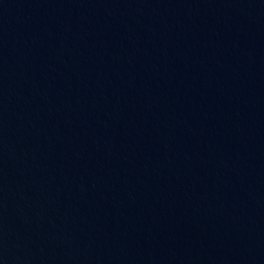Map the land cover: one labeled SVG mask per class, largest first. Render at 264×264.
Wrapping results in <instances>:
<instances>
[{
    "label": "water",
    "instance_id": "water-1",
    "mask_svg": "<svg viewBox=\"0 0 264 264\" xmlns=\"http://www.w3.org/2000/svg\"><path fill=\"white\" fill-rule=\"evenodd\" d=\"M0 264H264V0H0Z\"/></svg>",
    "mask_w": 264,
    "mask_h": 264
}]
</instances>
